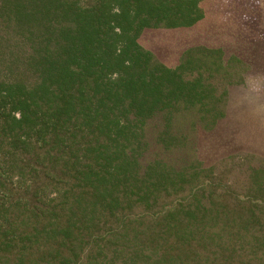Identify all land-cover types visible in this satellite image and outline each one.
<instances>
[{
    "label": "trees",
    "instance_id": "16d2710c",
    "mask_svg": "<svg viewBox=\"0 0 264 264\" xmlns=\"http://www.w3.org/2000/svg\"><path fill=\"white\" fill-rule=\"evenodd\" d=\"M204 1L0 0V264H264V155L220 137L191 169L130 151V114L207 97L196 128L214 133L236 62L264 59L255 0L222 17ZM152 32L172 37L169 63L141 44ZM188 58L227 67L185 81Z\"/></svg>",
    "mask_w": 264,
    "mask_h": 264
},
{
    "label": "rangeland",
    "instance_id": "374dc122",
    "mask_svg": "<svg viewBox=\"0 0 264 264\" xmlns=\"http://www.w3.org/2000/svg\"><path fill=\"white\" fill-rule=\"evenodd\" d=\"M227 1L205 0L206 5L210 4L213 7L209 9L208 15L222 17L224 15L223 6ZM255 3L257 4L256 11L260 14V26L264 31V0H255ZM231 16L228 14L226 18L229 19ZM162 35V33L152 32V34L141 38V44L147 47L162 63H169L168 56L175 51L176 47L172 37L166 35L163 37ZM228 52L231 55L233 50ZM261 57L257 52L255 58L251 59L253 63L251 68L244 71L243 74L241 71L247 65L239 63V61L236 62L234 67L237 66V73L241 74L242 82L234 86L233 84L226 86L227 95L225 94L222 101L225 116L218 122L214 133L196 128L205 119L203 114L208 108V97L203 99L202 105H198L194 109L178 106L173 115L161 114V120H149V118L130 114L128 118L132 122L136 135L130 149L131 154L139 159L146 168L156 167V162L166 161L174 156L185 159L187 157L190 163L186 164V167L191 169L196 166V163H192L193 160L201 159L205 164H209L218 157L219 150H221L218 146L220 137L223 140L222 143H226V140L234 141L233 144L238 146L237 150L242 149L264 155V113L259 116L254 114L255 108L264 104V83H261L260 92H251L250 87L246 85L249 77H258L264 81V59ZM181 62L174 70L185 81L196 80L205 85L215 82V78H217L210 79V75L223 74L227 67L220 65L219 69L216 64L211 66V61L207 59H204L200 64L191 62L189 58ZM168 65L171 66L172 62ZM219 79L221 77L218 76L217 83H219L217 81ZM191 113L198 116H190ZM177 130L180 132L177 133ZM173 136L181 137V140H176ZM189 142L193 143V148H190ZM182 152L185 153L182 154Z\"/></svg>",
    "mask_w": 264,
    "mask_h": 264
},
{
    "label": "clouds",
    "instance_id": "9594fccd",
    "mask_svg": "<svg viewBox=\"0 0 264 264\" xmlns=\"http://www.w3.org/2000/svg\"><path fill=\"white\" fill-rule=\"evenodd\" d=\"M261 83H264V81H262L260 78H252L249 77L248 80L246 81V85H248L250 87V91L251 92H260L261 91ZM247 99V97H246ZM262 113H264V104L258 105L255 110H254V114L255 115H261Z\"/></svg>",
    "mask_w": 264,
    "mask_h": 264
}]
</instances>
